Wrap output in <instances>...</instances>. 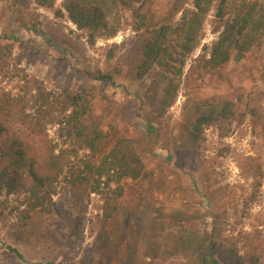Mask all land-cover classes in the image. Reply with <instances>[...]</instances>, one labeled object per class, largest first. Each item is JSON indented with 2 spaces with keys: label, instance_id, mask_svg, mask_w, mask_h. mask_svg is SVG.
Masks as SVG:
<instances>
[{
  "label": "rangeland",
  "instance_id": "rangeland-1",
  "mask_svg": "<svg viewBox=\"0 0 264 264\" xmlns=\"http://www.w3.org/2000/svg\"><path fill=\"white\" fill-rule=\"evenodd\" d=\"M173 1L153 0L151 9L165 15ZM64 3L0 0V45L9 48L0 92L19 100V110L23 107L26 113H33L36 88L50 93L56 99L51 108L56 121L71 112L62 105L65 92L85 90L91 112L82 124L103 137L93 152L67 138L57 124L45 123L43 137L58 162L47 190L64 214L72 212L80 228L70 233L65 217L44 215L33 221L23 241H14L9 224L21 223L22 212L34 215L27 201L35 186L22 177L11 193L6 188L0 192V264H188L185 259L145 258V235L159 222L165 233L175 234L203 224L220 236V246L240 243L245 246L241 253L261 255L264 264V44L239 59L231 53L227 62L213 67L218 35L212 31L211 6L201 38L178 75L177 96L150 131L143 120L147 109L137 97L143 91L138 81L116 78L105 85L90 80L94 70L105 69L108 50L127 46L134 34L128 10H110L92 43L71 21ZM193 3L187 1L177 22ZM50 28L72 39L83 55L68 52L63 57L48 46L41 33ZM169 48L172 54V44ZM178 59L173 54L171 65L179 67ZM213 98L230 101L232 116L205 126L195 145H184L188 110L199 99ZM20 111L8 122L16 131L21 128ZM120 140L140 157L147 178L120 176L112 158ZM74 200L79 204L75 211L70 208Z\"/></svg>",
  "mask_w": 264,
  "mask_h": 264
},
{
  "label": "trees",
  "instance_id": "trees-1",
  "mask_svg": "<svg viewBox=\"0 0 264 264\" xmlns=\"http://www.w3.org/2000/svg\"><path fill=\"white\" fill-rule=\"evenodd\" d=\"M187 1L174 0L165 15H157L151 9L153 0H64V10L69 18L79 30L89 35L92 43L105 27L106 18L113 8L128 10L134 34L125 43L127 46L114 45L108 50L105 69L94 70L90 80L105 85L114 84L116 78L138 81L143 91L137 97L147 109L143 120L150 131L154 130L153 125L160 124L177 96L180 86L178 75L185 64V57L193 52L201 38L211 6L215 23L212 31L218 35L210 61L213 67L227 62L231 53L239 59L259 50L264 44V0H194L193 7L177 22L175 17ZM41 34L46 44L63 57L68 52L83 55L72 39L59 30L50 28ZM170 44L174 48L172 54L168 52ZM7 50V46L0 45V74L5 67ZM173 54L179 56V67L171 65ZM36 91L33 113H26L23 107L20 111L19 100L10 93L0 92V192L6 188L11 193L22 177L35 186L27 201L34 215L22 212L21 223L12 221L9 224V233L14 241H23L33 221L38 223L44 215L65 217L70 233H77L80 228L81 223L74 222L72 212L64 214L52 201L51 189L47 190L56 175L58 162L50 142L43 137L45 123L57 124L61 131L65 130L67 138L75 139L93 152L100 148L98 140L103 137L82 124V119L91 112L85 90L72 94L65 92L62 105L64 110L71 109V112L56 121H53L51 110L56 99L50 93L37 88ZM232 110L233 105L227 100L213 98L194 102L183 125L184 145H195L205 126L229 119ZM16 111H20L22 116L21 128L17 131L8 125ZM117 149L119 156L116 158ZM112 158L113 165L120 169V176L130 180L147 178L142 160L126 140L115 144ZM78 206L74 200L70 208L75 211ZM158 225H153L145 235L144 256L152 261L185 259L188 264H261L262 256L245 251L241 253L245 246L240 243L220 246V236L203 224L177 234L172 231L165 233L163 222ZM7 249L23 259L16 249ZM132 263L135 264L134 260Z\"/></svg>",
  "mask_w": 264,
  "mask_h": 264
}]
</instances>
